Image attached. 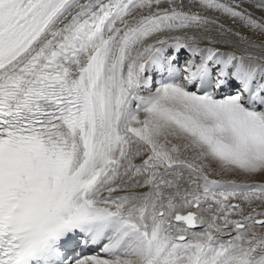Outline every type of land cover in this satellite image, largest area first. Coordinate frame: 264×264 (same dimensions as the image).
<instances>
[{
	"label": "snow or ice",
	"instance_id": "obj_1",
	"mask_svg": "<svg viewBox=\"0 0 264 264\" xmlns=\"http://www.w3.org/2000/svg\"><path fill=\"white\" fill-rule=\"evenodd\" d=\"M245 2L0 0V264H264Z\"/></svg>",
	"mask_w": 264,
	"mask_h": 264
},
{
	"label": "bare ground",
	"instance_id": "obj_2",
	"mask_svg": "<svg viewBox=\"0 0 264 264\" xmlns=\"http://www.w3.org/2000/svg\"><path fill=\"white\" fill-rule=\"evenodd\" d=\"M255 2H256V0H247V2L244 3L243 7L246 8L248 11L252 12L254 17L260 18V17L264 16V10H260V9L255 8L253 6ZM185 3H187V0H185ZM204 14L208 15V16H211V17H218L220 23H223L226 27L232 28V30L234 32H236V31L240 32L242 36L248 37L249 41H253V42L257 43V44H259L262 41H264V35H260L258 33H253L251 31H249L247 28H245L244 26H242L239 22H233L228 17L221 16L220 14L213 13V12H207V13H204ZM215 34L216 33L213 32V35H215ZM226 39L232 41V43L236 46L235 48H229L228 50L239 52L242 49L248 47V44L243 42V41H241V39L239 37L229 35L228 37H226ZM201 46H203V45H201ZM217 46L221 47L222 49L225 47V45H223V44H220V45H217ZM249 50L252 51V52H256V53H259L261 51V49H259V48H250ZM211 178L212 179H214V178L221 179L220 177H218L216 175H211ZM230 178H228V179H230ZM224 180H226V178Z\"/></svg>",
	"mask_w": 264,
	"mask_h": 264
},
{
	"label": "rangeland",
	"instance_id": "obj_3",
	"mask_svg": "<svg viewBox=\"0 0 264 264\" xmlns=\"http://www.w3.org/2000/svg\"><path fill=\"white\" fill-rule=\"evenodd\" d=\"M212 175H216V176L220 177L222 180H224L225 178H226V180H227L228 178H230L229 176L227 177V175L225 176V175L217 174L216 172H213ZM223 178H224V179H223ZM231 178H234V177H231ZM231 178H230V179H231ZM214 179H219V178H214Z\"/></svg>",
	"mask_w": 264,
	"mask_h": 264
}]
</instances>
